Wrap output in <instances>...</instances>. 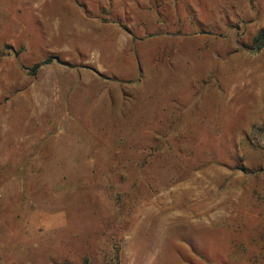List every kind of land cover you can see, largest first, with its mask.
<instances>
[{"label":"rangeland","instance_id":"1","mask_svg":"<svg viewBox=\"0 0 264 264\" xmlns=\"http://www.w3.org/2000/svg\"><path fill=\"white\" fill-rule=\"evenodd\" d=\"M155 2L0 0V264H264V0Z\"/></svg>","mask_w":264,"mask_h":264},{"label":"trees","instance_id":"2","mask_svg":"<svg viewBox=\"0 0 264 264\" xmlns=\"http://www.w3.org/2000/svg\"><path fill=\"white\" fill-rule=\"evenodd\" d=\"M260 38H264V30L261 31V33L258 35L257 40H260ZM259 46H261V44H259ZM258 47V46H257ZM51 62V59H46L45 61H43L42 63H38L35 64L31 71H36L37 69H39L41 66L43 65H47Z\"/></svg>","mask_w":264,"mask_h":264},{"label":"crops","instance_id":"3","mask_svg":"<svg viewBox=\"0 0 264 264\" xmlns=\"http://www.w3.org/2000/svg\"><path fill=\"white\" fill-rule=\"evenodd\" d=\"M152 1H153V4L156 3L155 0H152ZM148 5H149V7H151V8H156V5H155V6L153 5V7H152V5H150V4H148ZM141 11H142V10H141ZM154 13H155V14H154V19H155V21H156V20H158V19H157L158 17H157V15H156L157 12L155 11ZM160 20H161V19H160ZM156 22H157V21H156ZM131 36H132V34L129 33V34H128V37L130 38ZM124 39H125V38H124ZM124 43L126 44V43H128V41L125 40Z\"/></svg>","mask_w":264,"mask_h":264}]
</instances>
